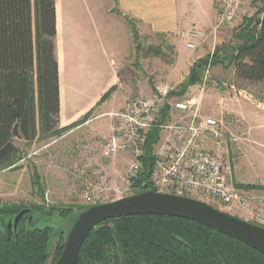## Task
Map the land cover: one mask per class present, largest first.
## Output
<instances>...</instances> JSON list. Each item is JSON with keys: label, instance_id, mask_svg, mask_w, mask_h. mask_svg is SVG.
<instances>
[{"label": "trees", "instance_id": "16d2710c", "mask_svg": "<svg viewBox=\"0 0 264 264\" xmlns=\"http://www.w3.org/2000/svg\"><path fill=\"white\" fill-rule=\"evenodd\" d=\"M55 1L0 0V168L19 153L16 138L32 141L38 134H57L86 121L92 112L73 125L60 127ZM257 2L261 4L258 10L252 17L242 18L233 41L216 47L211 61L209 57L195 61L180 90H171L170 96L183 95L201 81L210 62L228 61L237 78L264 81V0ZM131 30L137 39L139 32L132 22ZM150 50L163 55L159 47ZM114 89L111 87L101 101ZM168 113L166 106L162 122ZM159 136V128L147 135L144 170L134 184L135 194L152 187L147 179ZM22 209L21 205L0 206V216L16 215ZM34 210L62 217L73 211L44 204H36ZM58 234L54 237L51 226L19 224L15 231L0 229V264H48L51 256V264H55L66 241L62 231ZM76 264H264V253L195 220L135 214L97 225L84 241Z\"/></svg>", "mask_w": 264, "mask_h": 264}, {"label": "rangeland", "instance_id": "374dc122", "mask_svg": "<svg viewBox=\"0 0 264 264\" xmlns=\"http://www.w3.org/2000/svg\"><path fill=\"white\" fill-rule=\"evenodd\" d=\"M57 1L61 3L62 0ZM100 1L107 20L113 26L118 21L117 31L112 28V32H132L131 22L139 32L137 39L133 36L134 45L130 51V65L134 66V71L130 69V95L127 100L137 95L150 96L158 88L171 91L170 86H176V81L167 79L166 71L176 60L178 46L174 39L144 30L137 21L117 13V0ZM260 5V2L253 3L244 16L252 17ZM214 19L210 24L198 27L209 28ZM241 22L235 27L219 30L206 43L190 49L196 56L195 61L205 57L211 61L216 47L233 41V34ZM122 24L126 27L125 31ZM151 46L159 47L163 55H155L150 50ZM179 85L173 90H180ZM191 87L188 99L194 97L199 114L216 118L220 123L221 136H208L205 145L212 154L223 155L229 163L228 181L238 188L264 196V81L250 82L237 78L233 65L228 61L217 64L210 62L202 80ZM110 96L99 103V108L92 110L88 119L112 106ZM111 119V115H106L81 127L76 128L75 125L50 136L38 134L32 141L16 138L19 153L0 168V206L21 205L23 209L19 213L24 214L17 224L15 220L19 213L0 216V229L15 231L19 224H27L29 228L51 226L54 237L62 231L67 240L80 213L89 206L82 198L83 191L89 185L103 182L112 186L125 185L131 155L130 152L115 157L108 154L109 136L106 131ZM100 123H105L106 131H99L97 124ZM100 128L104 129L102 126ZM195 198L256 223L248 212H244L246 215L237 214L223 203L201 196ZM36 204H44L46 208L71 207L73 211L66 217L58 213L44 215L34 210ZM52 258L48 264L52 263Z\"/></svg>", "mask_w": 264, "mask_h": 264}, {"label": "built area", "instance_id": "2783aa9c", "mask_svg": "<svg viewBox=\"0 0 264 264\" xmlns=\"http://www.w3.org/2000/svg\"><path fill=\"white\" fill-rule=\"evenodd\" d=\"M255 0H218L214 22L209 28L194 25L179 33V40L190 49L216 36L221 29L235 27ZM169 89L158 88L150 96L129 98L119 111L112 112L111 135L107 152L111 156L130 152L131 162L125 175L126 184L112 186L108 182L89 185L82 198L90 207L106 204L134 193V184L144 170L143 156L147 135L160 129L161 139L153 148V166L147 181L158 192L195 198L201 196L223 203L234 213L248 212L256 223L264 226V196L236 187L228 181L230 165L223 155L212 154L205 145L208 136H221L219 121L199 114L195 99L171 100ZM169 106L184 115L180 120L169 115L162 122ZM189 118V121H185ZM150 189V188H148Z\"/></svg>", "mask_w": 264, "mask_h": 264}, {"label": "crops", "instance_id": "0c3cea01", "mask_svg": "<svg viewBox=\"0 0 264 264\" xmlns=\"http://www.w3.org/2000/svg\"><path fill=\"white\" fill-rule=\"evenodd\" d=\"M217 1L117 0V13L137 21L144 30L174 39L178 46L177 56L166 71V76L167 79L175 80L177 86L188 76L196 59L194 52L179 40V33L194 25L210 24L216 14ZM55 5L60 126L73 125L88 112L99 108L103 95L111 87H115L110 96L112 106L78 124V128L125 106L130 95V69H134L130 65L133 34L116 32L118 21L113 26L107 20L100 0H62L61 3L56 0ZM112 28L116 31L112 32ZM122 29H126L123 24ZM143 33L149 32H140ZM176 86H170V89L173 90ZM191 89L192 87L183 95H172L169 98L188 99ZM168 115L169 120H180L184 114L179 110H172ZM97 125L99 131H106L105 123ZM108 125L106 132L110 136L111 127Z\"/></svg>", "mask_w": 264, "mask_h": 264}, {"label": "water", "instance_id": "95a60500", "mask_svg": "<svg viewBox=\"0 0 264 264\" xmlns=\"http://www.w3.org/2000/svg\"><path fill=\"white\" fill-rule=\"evenodd\" d=\"M23 214L19 213L15 224ZM135 214H160L195 220L264 253V226L221 211L199 199L150 188L106 204L91 206L80 213L55 264H76L84 241L101 222Z\"/></svg>", "mask_w": 264, "mask_h": 264}]
</instances>
